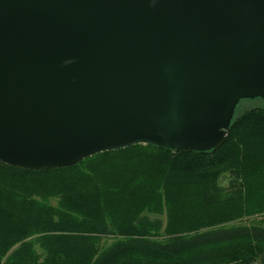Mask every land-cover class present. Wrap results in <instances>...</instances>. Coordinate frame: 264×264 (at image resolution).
Segmentation results:
<instances>
[{
    "label": "water",
    "instance_id": "obj_1",
    "mask_svg": "<svg viewBox=\"0 0 264 264\" xmlns=\"http://www.w3.org/2000/svg\"><path fill=\"white\" fill-rule=\"evenodd\" d=\"M264 100V0H0V162L219 150Z\"/></svg>",
    "mask_w": 264,
    "mask_h": 264
},
{
    "label": "trees",
    "instance_id": "obj_2",
    "mask_svg": "<svg viewBox=\"0 0 264 264\" xmlns=\"http://www.w3.org/2000/svg\"><path fill=\"white\" fill-rule=\"evenodd\" d=\"M262 212L255 108L235 113L219 150L140 144L48 170L0 162V264H264L261 222L243 221Z\"/></svg>",
    "mask_w": 264,
    "mask_h": 264
},
{
    "label": "rangeland",
    "instance_id": "obj_3",
    "mask_svg": "<svg viewBox=\"0 0 264 264\" xmlns=\"http://www.w3.org/2000/svg\"><path fill=\"white\" fill-rule=\"evenodd\" d=\"M255 108H264V100H261V99L257 100L256 99V100H244V101H242L239 104L238 109L236 110V115L240 116L243 113H245L246 111L253 110ZM230 180H231L230 173H224L221 176V179L219 180V186L223 191H228V192L232 193ZM226 194H228V193H226ZM251 217H253V218L251 219L249 217L248 218L244 217L243 221L246 224H250L252 221H256L257 223L261 222L260 223L261 225H259V226H261L264 229V212L255 214ZM240 222L242 223V221H240ZM248 222H250V223H248Z\"/></svg>",
    "mask_w": 264,
    "mask_h": 264
},
{
    "label": "built area",
    "instance_id": "obj_4",
    "mask_svg": "<svg viewBox=\"0 0 264 264\" xmlns=\"http://www.w3.org/2000/svg\"><path fill=\"white\" fill-rule=\"evenodd\" d=\"M250 264H260V263H258V262H253V263H250Z\"/></svg>",
    "mask_w": 264,
    "mask_h": 264
}]
</instances>
